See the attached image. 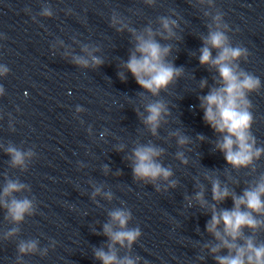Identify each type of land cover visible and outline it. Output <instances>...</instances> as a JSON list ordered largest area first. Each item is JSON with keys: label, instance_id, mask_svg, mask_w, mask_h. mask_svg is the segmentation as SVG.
<instances>
[{"label": "clouds", "instance_id": "clouds-1", "mask_svg": "<svg viewBox=\"0 0 264 264\" xmlns=\"http://www.w3.org/2000/svg\"><path fill=\"white\" fill-rule=\"evenodd\" d=\"M200 5H207L204 11L205 17H210L211 22L207 24V35L201 36L202 46L199 49V64L206 66L209 70H215L214 77L216 85L209 89L206 95L199 97L200 108L203 110V121L219 135L215 142L214 151L218 150L224 156L227 164L237 171L250 168L256 171L255 161L264 155V147H257L256 137L251 128L254 123L252 114V102L249 94L259 92L261 80L259 77L249 73L240 67V61L248 60L249 52L242 46H233L228 33L231 31L229 25L224 22V13L213 9V0H197ZM149 6H153L156 0H144ZM175 15V13L173 12ZM40 15L45 18L53 16L49 6H44ZM159 28L155 30L149 24L142 30L130 27L117 13L111 16V26L118 32L127 30L134 37V48L129 54L127 61L121 63L122 71L117 75L121 81H126L125 72L130 73L144 92L140 93L141 99H147L144 93L152 97H159L161 92H167L170 85L174 84L184 75V68L177 67L168 57L172 51L171 44H161L156 38L163 40L179 39L174 29L179 27L176 19L171 16H160L157 18ZM98 48L91 50L87 45L82 51L87 56H73V63L81 68H98L104 60L94 55ZM215 50V56H213ZM9 68L0 65V76H6ZM208 81L202 79L200 88L207 87ZM4 88L0 86V96L4 95ZM77 112L83 111L77 106ZM170 115V109L163 99H156L144 105V111H137L143 126L151 136L158 137V130L162 124L167 123L166 117ZM103 135V134H102ZM176 137L179 148L190 144L188 136L179 130L169 133ZM197 139L203 141L205 137L198 135ZM124 146L117 147V151H123ZM190 150V149H189ZM5 153L10 157V166L21 171H27L29 161L36 155L31 148L24 150L14 145L5 148ZM165 149L149 141L148 143H137L131 150V155L126 159L131 161L133 180L143 184H152L156 191H160L159 181H166L168 187L175 188L177 181L172 179L174 173L171 166L165 167L161 157ZM177 160L183 165L188 164V159L183 151L175 154ZM105 173L108 166H103ZM116 175H120L119 171ZM205 179L211 182V202L204 195L202 185H198L199 191L194 196H185L187 207H192L193 200L201 209L210 212L211 218L206 223V231L214 241H208L202 245L215 260L216 264H264V242L257 243L256 233L264 230V174L245 187L241 194L221 181L205 173ZM31 191L29 185L20 182L19 179L6 178L2 191H0V208L5 211V220H10L13 225H20L26 217L36 212L35 198L28 196L18 197L17 194ZM102 192V187H94L92 198ZM103 195L109 201L113 199L111 191ZM233 202L232 208H218L227 199ZM123 203V202H122ZM108 222L104 223L102 234L108 238L106 247L93 248V256L101 264H138L139 256H132L133 245L141 237L139 228L128 227L132 220V212L126 207H117L108 211ZM249 230L252 235H246ZM19 227H13L7 231L4 239L18 235ZM199 231V229H197ZM95 232V231H94ZM101 234V233H96ZM55 241L51 246L55 247ZM39 241L35 239L21 240L17 246L19 255L17 264H22L23 256L39 253L47 255L48 249L39 248ZM126 249V253L120 256V250ZM226 250L227 254L221 253ZM198 259L203 260L204 256Z\"/></svg>", "mask_w": 264, "mask_h": 264}]
</instances>
